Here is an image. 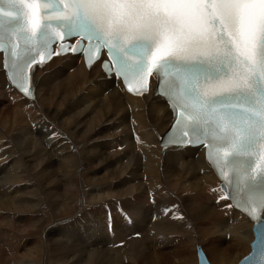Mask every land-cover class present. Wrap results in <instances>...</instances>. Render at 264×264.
Instances as JSON below:
<instances>
[{"label": "bare ground", "instance_id": "1", "mask_svg": "<svg viewBox=\"0 0 264 264\" xmlns=\"http://www.w3.org/2000/svg\"><path fill=\"white\" fill-rule=\"evenodd\" d=\"M36 78L37 98L24 99L0 56V264H198V245L237 264L249 253L253 222L219 202L203 150L160 146L163 100L133 97L77 57Z\"/></svg>", "mask_w": 264, "mask_h": 264}, {"label": "snow or ice", "instance_id": "2", "mask_svg": "<svg viewBox=\"0 0 264 264\" xmlns=\"http://www.w3.org/2000/svg\"><path fill=\"white\" fill-rule=\"evenodd\" d=\"M56 2L65 7L56 13V20L46 22L41 28L39 9L36 7L39 0H0V5H10L9 10L0 7V49L15 57L12 68L17 75L22 76L25 65L32 66L28 57L38 50L37 46L49 49L50 55L52 49L49 46L57 36L60 41H67L60 44L64 51L86 55L89 68L94 66V57L110 78L115 76L119 80L123 77L127 83L130 75L140 77L137 81L139 87L129 89L140 95L149 91L146 72L151 74L155 67L154 78L159 81V92L164 85V73L174 68L183 88V94L177 96V101H182L179 103L181 112L161 138L165 147L204 146L203 124L212 131L214 140L231 147L230 152H223L224 157L252 155L257 139V123H249L242 132H237L236 122L238 117L249 116L258 121L259 129H264V87L259 86L264 80V0ZM17 4L27 5V12L14 7ZM23 17L27 18L31 37L24 31ZM53 23L67 31H57L52 27ZM14 33L24 38L23 54H19L13 46ZM105 55L111 60L105 59ZM157 59L161 63L154 66L153 61ZM32 75H35V68ZM31 88L34 97V80ZM254 88L256 91H253ZM173 89L174 84L170 83L167 96L170 106ZM256 92L259 93V101ZM257 103L261 104L259 112L254 108ZM172 111L175 114L176 108L173 107ZM229 122L233 127H229ZM178 124L181 126L178 127ZM52 135L56 137L55 131ZM235 166L242 171L243 162ZM260 175L264 176V172ZM249 179L255 181L258 177ZM219 202L229 209L245 206L247 215L257 221L256 231L264 241V190L257 194L245 185L241 189V199L237 200V193L230 191ZM251 204L259 207L261 215H253L255 208ZM121 211L131 221V217L123 209Z\"/></svg>", "mask_w": 264, "mask_h": 264}]
</instances>
